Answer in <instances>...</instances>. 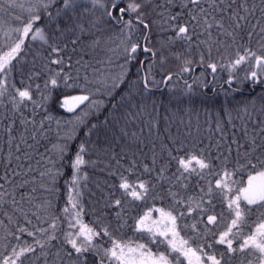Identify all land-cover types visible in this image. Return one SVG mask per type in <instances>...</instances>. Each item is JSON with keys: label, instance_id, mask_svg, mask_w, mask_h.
<instances>
[{"label": "snow or ice", "instance_id": "snow-or-ice-1", "mask_svg": "<svg viewBox=\"0 0 264 264\" xmlns=\"http://www.w3.org/2000/svg\"><path fill=\"white\" fill-rule=\"evenodd\" d=\"M9 6L16 7L15 0ZM19 7L23 15L13 17L14 26L0 40V152L4 153L0 159V228L4 232L0 236V264H65V258L71 264H90V257L97 258L91 264H264V0H30L26 10L23 4ZM113 28H118L117 36L122 37L118 47L123 64L118 65L119 73L105 75L93 66L89 56L104 49L103 36ZM156 29L163 34V40L156 42L159 49L152 41ZM37 41L39 45L33 50ZM177 44L182 51L174 50ZM108 51L116 53V49ZM141 53L147 59H142ZM225 57L227 65L223 63ZM170 59L178 62L176 71L166 69ZM107 62L112 63L111 58ZM133 65L137 66V80L132 83L141 85V97L158 86L160 82L155 77L161 70V82L168 83L174 76L194 71L196 65L210 70L213 80L203 73V79L194 77L192 84L185 80L183 96L187 99L177 98L178 104L194 105L196 87L212 91L210 83H215L218 69L225 67L230 74L222 88L233 90L235 86L234 90L240 91L248 87L255 92V85L261 91L238 109H224L214 120L209 130L214 136L219 134L215 156L212 143L200 147L195 142L189 145L172 138L171 146L162 148L167 162L155 167L158 156L153 152L151 165L143 164L140 170L135 159L127 160L123 148L117 152L112 146L116 143L119 147L118 141L125 137L138 139L137 133L126 130L127 125L147 112V105L136 100L128 79ZM245 65V74L239 77L236 70ZM37 80L42 84L35 83ZM125 85L126 92L121 93ZM61 88L87 93L62 94L60 107L69 113L85 102L89 111L101 109L104 101L91 99L94 95L120 98L112 104L109 116L92 124L86 133L89 138L96 135L98 141L102 129L111 134L110 140L105 135L103 143L93 146L100 164L101 153L109 157L100 170L110 178L105 179L103 188L97 184L100 193L96 203L100 207L95 226L82 219L81 181L88 180L82 168L87 164L98 167L97 161L85 160L89 152L86 140L70 164L73 175L66 182L67 205L62 210L68 230L58 235L61 217L44 219L43 213L51 209L52 203L48 198L38 201L36 194L41 190L50 195L57 191L62 163L54 156L41 155L50 167L39 172L38 183L31 175L35 170L25 162L33 159L29 149L37 150L46 123L54 120L46 104ZM30 106L32 111L27 112ZM37 108L44 109L39 121L35 119ZM183 111L191 115L192 107ZM87 115L85 112L79 122ZM237 119L242 121L240 134H229L227 127L235 129ZM122 121L124 127H117ZM65 147L57 149L54 145L48 151H58L62 162ZM243 174H247L246 182L233 179ZM145 175L148 178H143ZM133 176L135 179H131ZM193 178L197 180V191L190 195ZM157 199L167 200L168 205L147 207L137 213L133 230L140 234L139 238H120L128 214ZM217 200L224 209L221 212L216 211ZM225 212L228 223L221 230ZM252 215L256 220L249 223ZM33 218L48 227L30 230ZM245 227L248 233L243 231ZM102 239L110 246L102 244Z\"/></svg>", "mask_w": 264, "mask_h": 264}, {"label": "trees", "instance_id": "trees-1", "mask_svg": "<svg viewBox=\"0 0 264 264\" xmlns=\"http://www.w3.org/2000/svg\"><path fill=\"white\" fill-rule=\"evenodd\" d=\"M13 2V0H0V40L4 37V32L9 30L14 26L13 17L23 15V10L19 7L20 4L24 5V9L26 10L29 6L30 0H15L16 7H10L9 5ZM123 6V5H121ZM119 29L113 28L112 31L106 32L103 36L106 45L103 50H97L95 53H91L89 58L93 60V66L100 69L105 75H110L112 73H119L121 69L118 65L123 64L122 53L119 51V42L122 37H118ZM138 35V33H137ZM163 40V34L160 33L159 29L154 30L152 33V41L156 44L157 41ZM39 42H34L32 45L33 50L38 47ZM157 49H159V44H156ZM116 49V53L108 51V49ZM175 51H182L183 48L180 44L174 46ZM235 53L233 52V55ZM94 58V59H93ZM111 58L112 63H108V59ZM142 59H147V56L144 53H141ZM27 59L31 60V54L27 55ZM219 59V58H218ZM96 60H103L105 63L98 64ZM225 65L228 64V58L225 57L223 60ZM178 62L174 59H170L168 65H166V69L170 68L173 71L177 70ZM246 65L242 66L240 69L236 70V74L239 77H243L246 70ZM137 66H131V70L128 73V79L132 86V92L136 94V100L142 101L147 105V112L144 113L141 117L136 119L133 123L127 125V131L129 133L135 132L137 133L138 139H130L129 137H125L122 140H119V147H117L116 143H113V148L117 152L123 148L126 153L127 160L131 162L135 159L138 169L142 170L143 164L151 165L153 152L157 153L158 159L155 167H160L161 162H167V153L166 151H162V148L165 145L171 146L172 138H179L181 140H185L187 144H191L195 142L197 146L206 147L209 143L213 144L212 154L216 155V149L214 147L215 139L219 137V134L216 133L215 136L213 132L209 130L210 126L214 127V120L219 118L220 115L223 114V110L227 108L238 109L242 103H246L250 98H255L257 94L260 93L261 88L259 86L253 85L252 87L255 89V92L249 90L248 87L242 88L240 91H236L235 86L233 90H227L222 88L221 85L228 78L230 72L227 67L223 69H218L215 74V82L216 85L212 87V91H208L205 88L196 87V91L193 94L192 98L195 101L194 105L178 104L177 98L187 99V97L183 96V93L186 91L184 81L187 80L188 83L193 82L194 77H201L203 73L205 77L209 81L213 80V76L210 73V70H205L201 66H194V71L190 73V75L186 76V74L182 76H174L171 82L165 83L158 86H153L150 92H145L141 97L138 94V90L141 88V85L138 83H132L137 80L136 76ZM163 71L156 75L155 79L157 82H160L163 79ZM84 75L83 70H81V76ZM89 78H92V69L88 70ZM187 77V78H186ZM203 79V77H201ZM17 86L19 87V77L16 78ZM35 83L42 84V80H37ZM128 85H125L120 92L125 93ZM34 94L37 100L40 98V94L35 92V85H33ZM207 92L206 95H201V93ZM227 92V94H226ZM62 94H71V95H80L87 94L82 93L79 89H59L56 90L52 94V99L49 100L46 104V109L50 115L54 117V120L50 122V124L46 123L45 126V135L40 138V143L37 146L36 151L32 152L33 159L30 162H25L26 164L31 165V167L35 170L31 175L36 177L37 182H40L39 172L44 170L45 167H50L47 163V159H41V155L47 157H56L58 163H62L61 171L63 175L59 177L57 180V191L53 194H49L47 192L38 191L37 198L38 201L40 199L48 198L51 200L52 207L49 211L43 213L44 219H49L52 215H58L61 219L57 222L59 228L61 229V233L63 230H68V224L65 221L62 210L67 205V193H68V184L67 181H70L73 171L70 167L72 160L75 157V154L78 150L79 145L84 141H89V152L85 154V160L97 161L98 167H93L91 164H87L82 168V174H87L88 180L81 181L82 191H83V199L82 204L84 207L83 212V222L89 224L90 226H95V222L97 221V211L100 205H97L96 200L99 196L100 189L97 188V184L101 185V188L104 187L105 179H110L107 176V172H102L100 169L103 168L104 164L109 162V157L100 154V160L103 161V164H100L97 160V154L93 151V146L97 143H103L105 135H108L109 140L111 139V134L107 133L105 130H101L99 133V141L97 140V136L93 135L89 138L86 133L88 132L89 127L92 124H99L104 121L106 117L113 111L112 104L119 100L120 96L117 95L116 99L113 100L111 96L105 95H94L91 97L93 100H102L104 101V106L97 110L92 109L88 110L86 107L88 102H85L84 105H81L75 112L69 113L65 109L60 107V99ZM192 107L191 115L186 114L183 110ZM178 109H180L178 111ZM126 109H121V111H125ZM31 106L27 109V112H31ZM88 112V115L85 117L84 121L79 122V118L85 113ZM36 117L35 119L39 121L43 118L44 109L37 108L36 109ZM235 111H233L232 115L235 116ZM257 114H254V116ZM29 119H32L29 116ZM183 120V123H181ZM227 120V117H225ZM57 121H59V126L57 125ZM189 121L191 122L189 124ZM208 121V123H206ZM155 122V127H151V124ZM236 128L233 129L231 127H227V132L231 134L233 131H236L239 135V129L242 121L235 120ZM249 123V131L252 129L251 122ZM117 127H124L123 121ZM50 129V130H49ZM191 135H188V133ZM203 141V145L200 142ZM31 143V141H29ZM56 145L57 149L60 147H65L64 159L62 162L59 161V153L58 151L52 152L48 151L53 149V146ZM0 147H3V140L0 139ZM4 156L3 152H0V159ZM39 161V164L37 163ZM219 164V161H214ZM114 163V162H113ZM124 167H128V163L122 161ZM3 168L0 165V174H2ZM155 175V173H153ZM143 178H148L145 175ZM131 179H135V176L131 177ZM207 179H212L213 177H207ZM235 180H247V174L234 176ZM86 184V187L83 185ZM191 187L188 190V194L195 195L197 188V180L193 178L190 181ZM95 193L96 195H92ZM139 203V202H138ZM217 207L216 211L221 212L224 209L220 206L219 201H216ZM168 201H160L157 199L156 201L149 200L147 202V206L142 205L140 209H136L131 211L126 217V225L119 233L120 238L125 241L129 240H137L140 236L139 233L134 232L133 226L135 223V217L138 212L146 211L147 207H167ZM155 215V214H154ZM0 219H3L0 216ZM71 219V217H69ZM256 220V215H252L249 223ZM228 223V215L225 212L224 218L220 221V229L222 230L224 226ZM39 227H48V224L41 223L37 221L35 218L32 219V225L29 226L30 230H34ZM71 231H75V229H71ZM245 233L249 232V228L245 227L243 229ZM4 234L3 229L0 228V236ZM183 234V233H182ZM39 236V234H37ZM24 239L31 240L32 238L25 236ZM142 242V241H141ZM102 244L109 245V242L106 239L101 240ZM70 246L64 245V248H69ZM2 251V249H0ZM97 259L94 257H90V264L92 260ZM65 264H71L67 258H65Z\"/></svg>", "mask_w": 264, "mask_h": 264}, {"label": "rangeland", "instance_id": "rangeland-1", "mask_svg": "<svg viewBox=\"0 0 264 264\" xmlns=\"http://www.w3.org/2000/svg\"><path fill=\"white\" fill-rule=\"evenodd\" d=\"M146 55V54H145ZM191 73V72H190ZM190 73H184V75L186 74V76L190 75ZM187 78V77H186ZM162 79L160 80V83L159 85H162ZM189 84H192V83H189ZM214 85H216V82L215 83H210L209 87L212 88L214 87ZM202 88V87H201ZM203 89V88H202Z\"/></svg>", "mask_w": 264, "mask_h": 264}, {"label": "water", "instance_id": "water-1", "mask_svg": "<svg viewBox=\"0 0 264 264\" xmlns=\"http://www.w3.org/2000/svg\"><path fill=\"white\" fill-rule=\"evenodd\" d=\"M165 85V83H163V86Z\"/></svg>", "mask_w": 264, "mask_h": 264}]
</instances>
